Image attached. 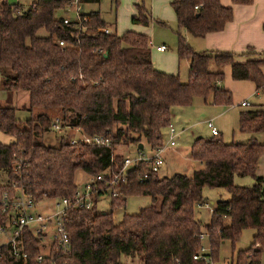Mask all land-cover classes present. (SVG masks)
Returning a JSON list of instances; mask_svg holds the SVG:
<instances>
[{
    "label": "trees",
    "instance_id": "trees-1",
    "mask_svg": "<svg viewBox=\"0 0 264 264\" xmlns=\"http://www.w3.org/2000/svg\"><path fill=\"white\" fill-rule=\"evenodd\" d=\"M62 1L31 0L23 7L0 0V90H24L27 96V115L22 120L15 106L0 105V131L12 137L0 142V168L7 176L0 184V200L12 196L15 187L35 198L69 196L77 186V169L88 174L114 172L128 144L161 145V130L170 122L173 106L189 105L195 96L230 104V90L220 84L225 64L230 65L232 79L251 80L258 88L264 84V57L239 61L248 53L195 50L179 33L183 29L203 36L221 29L232 9L219 0H169L177 27L176 55L188 62L185 81L152 65L146 33L127 29L116 34L97 9L83 13L82 29L66 26L61 16L54 15ZM150 21L143 0L136 2L129 22L147 26ZM101 27L110 30L103 32ZM38 29L44 34H37ZM58 40L65 44L60 46ZM210 62L219 68L208 69ZM53 118L63 126L107 137L109 145L70 142L67 133L57 136L53 144L46 143L43 136ZM237 128L249 134L245 141L225 142L219 132L194 137L189 155L198 166L189 175L161 176L143 162L133 165L126 182L118 186L121 196L109 198L108 210L97 211L93 203L88 209L67 211L68 254L52 251L39 261L34 259L38 245L29 234L25 264H122L124 255L136 257L140 264H206L191 257L200 233H205L208 254L216 260L219 245L224 240L232 245L245 227L253 229L250 245L238 251L233 261L256 264L264 247V179L255 168L264 154V141L254 134L263 129V109L254 105L240 110ZM235 175H250L254 181L238 185L233 182ZM203 186L223 187L229 197L216 200L208 222L200 225L193 207L202 203ZM128 194H147L151 203L136 213L123 212L114 221V207L124 205ZM0 264L20 262L5 257Z\"/></svg>",
    "mask_w": 264,
    "mask_h": 264
},
{
    "label": "rangeland",
    "instance_id": "rangeland-1",
    "mask_svg": "<svg viewBox=\"0 0 264 264\" xmlns=\"http://www.w3.org/2000/svg\"><path fill=\"white\" fill-rule=\"evenodd\" d=\"M140 0H98L87 2L82 4V10L88 11L90 9H97L100 12L101 17L108 24L109 27L114 25L116 34H120L127 29H134L147 34L151 40V61L154 67L157 65L160 68H166L167 70H172V72L178 74V78L181 81L187 79V60L185 58L178 59L176 55V42H177V27L174 14L169 6V0H143V3L150 10L151 21L147 26H142L139 24H131L129 22V16L134 11V4ZM25 7V6H24ZM64 13L62 9H56L54 11L55 17L62 16ZM71 15V13H69ZM179 33L184 37L187 42V38L190 36L185 33L183 29L178 30ZM37 34H44L43 29H38ZM163 44L166 48L163 51H156L154 49L155 45ZM189 44V42H188ZM156 66V67H157ZM155 67V68H156ZM213 62L208 64V69L215 70L218 69ZM158 69V68H157ZM160 70V69H158ZM163 71V70H161ZM171 72V73H172ZM229 76H225L220 83H225L229 80ZM233 83L236 80H231ZM235 88L231 91V102L230 104H218L212 103L210 97L208 96L206 100L201 97L195 96L191 103L186 106H173L171 111L170 121L172 124L180 129L183 126V130L178 137L174 139V145L166 148L163 152L164 162L159 167L157 174L161 176H169L175 172L183 173L189 175L194 167L198 166V163L192 159L189 155V146L194 137L197 136H209L208 128L206 127L205 121L211 120L213 125L216 127L219 135L225 142L230 141H245L249 134L240 132L237 128V114L242 107L238 104L239 100L242 98L243 93L249 88L244 84H235ZM0 93V103L9 104L16 107L18 110L17 116L21 117L27 113L24 109L27 105L26 91H18L16 93ZM249 103H258L264 101V93H259L257 95L253 94L247 100ZM25 117H21L20 120ZM162 142L167 138L166 128H162ZM67 133L70 137H79L80 133L70 130H57L47 131L44 133L43 140L46 143L53 144L56 141V137ZM254 136L258 141H264V130L256 132ZM12 139L11 136L0 132V142H9ZM134 148L133 144H128L127 148L122 149L123 156L128 155L132 152ZM144 150L148 148V145L144 143ZM263 157V156H262ZM259 158L258 171L264 178V161L263 158ZM260 166V168H259ZM85 178V172L77 169L74 174V182L78 187L81 186L82 181ZM7 180L6 171L0 168V184L5 183ZM254 181L253 177L250 175H235L233 177V182L238 185H249ZM201 201L200 205H195L193 207L194 217L202 225L209 220L210 208L205 205L208 203L212 208L215 201L219 199H226L229 197L228 191L223 187H208L203 186L201 188ZM159 197L156 202L158 203ZM46 202L42 199L36 207L35 210L42 211L41 204ZM205 202V203H204ZM151 203L150 196L147 194H128L124 196V205H117L114 207L112 216L114 221L120 219L123 212L136 213L140 208ZM110 200L108 196L100 197L95 205L97 211H106L109 209ZM253 229L250 227L243 228L238 238L231 245L228 240H224L218 247L216 256L217 263L224 264L226 262L233 261L236 258L238 251L245 250L251 241ZM2 235H0V241ZM205 242V240H204ZM258 259L256 264H264V247L260 248ZM122 264H140V261L136 257L122 256Z\"/></svg>",
    "mask_w": 264,
    "mask_h": 264
},
{
    "label": "built area",
    "instance_id": "built-area-1",
    "mask_svg": "<svg viewBox=\"0 0 264 264\" xmlns=\"http://www.w3.org/2000/svg\"><path fill=\"white\" fill-rule=\"evenodd\" d=\"M85 0H63L59 7L63 11L61 16L62 23L69 27H76L77 30L82 29L81 21L86 19L83 15L86 11L82 10V4ZM71 13V15H69ZM103 32H108L109 27H101ZM60 46L65 42L57 41ZM156 50H163L165 46L159 44L155 46ZM100 51V49H97ZM255 95L264 93V84L262 88L256 87ZM242 106H249L247 100L239 101ZM263 109V130H264V101L260 105ZM206 127L210 135L217 134V129L212 121L206 120ZM74 130L80 133L79 137H70V142L80 140L82 142L94 145H109V139L99 134H86L81 132L77 127H67L60 124L57 118H53L50 122L49 131L57 130ZM167 138L161 145L144 150L134 146L132 152L125 155L121 165L117 171L108 172L104 170L96 174L85 173V178L80 187L76 186L75 190L69 196L47 197L42 195L35 198L33 195L26 193L21 187H15L12 196L1 198L0 213L4 214V221L0 223V259L8 257L11 261H19L25 264L29 257L26 248V236L32 235L38 245V253L34 259L40 260L43 256L51 254L52 251L66 255L70 252V241L67 230V211L71 208L88 209L100 197L121 196L119 184L125 183L127 180V170L136 165L138 162L145 163L150 171H158L164 162L163 152L166 148L174 145V139L178 136V131L169 122L166 126ZM145 174L143 175V177ZM77 185V184H76ZM46 202L41 204L42 211L35 210L38 203L42 200ZM205 203V202H204ZM207 207L211 208L208 203ZM211 210V209H210ZM199 242L196 251L192 254V259L204 261L206 264H219L214 260L209 252V246L206 242L205 233L199 234ZM205 240V242H204ZM6 255V256H5ZM224 264H234V261Z\"/></svg>",
    "mask_w": 264,
    "mask_h": 264
},
{
    "label": "crops",
    "instance_id": "crops-1",
    "mask_svg": "<svg viewBox=\"0 0 264 264\" xmlns=\"http://www.w3.org/2000/svg\"><path fill=\"white\" fill-rule=\"evenodd\" d=\"M6 1L18 2L23 7L27 6L31 2V0H6ZM87 2L85 1L84 4ZM219 3L225 6L228 5L231 6L232 9L231 18L227 22H225V24L221 29L208 31L203 36H193L185 31V33L190 36V38L189 37L187 38V43L189 42V45L195 50H226V51H231L233 53H248L247 55L249 56L238 57L237 60L239 61H242L250 56L264 57V0H251V2L247 4L232 3L231 0H219ZM110 28L114 29V25L112 24ZM149 43H150V60H151L152 44L150 38H149ZM155 46L154 49L156 50ZM163 50H156V51H163ZM156 68L163 70L165 72H172V70H167L166 68L164 69L158 66ZM222 71H223V79L227 75L229 76V78H231L229 64L223 65ZM262 74L264 77V66L262 67ZM231 80H235V79L231 78L229 80H226L225 83L223 82L222 84L221 82L220 84L223 87L232 91L236 86L235 84L245 83L247 86H249V88H247V90L243 93V95L241 96L242 98L239 101L243 99L249 100L251 97L253 98V94L255 95L254 90L256 87L251 80L248 79L236 80V82L239 83H233ZM0 93L5 94V91L0 90ZM262 103L263 101L262 102L260 101L258 103H250L249 106H242L238 102L240 106L249 107V108L254 107V105L260 106ZM0 105H4V104L0 103ZM244 109H248V108H242L241 110ZM21 110H24L26 112L25 109H21ZM17 112L18 110H16V115ZM21 117H25V116L22 114ZM21 117L18 116L19 119H21ZM170 123L172 124L171 121ZM174 128L176 131H178V136H179L183 130V126L180 129L176 128L175 126ZM238 141H242V140H238ZM261 157L263 158L261 160L264 161V154H262L259 158ZM258 163L259 160L255 168V173L256 175L262 176L261 172L258 171ZM263 187H264V181H263Z\"/></svg>",
    "mask_w": 264,
    "mask_h": 264
},
{
    "label": "water",
    "instance_id": "water-1",
    "mask_svg": "<svg viewBox=\"0 0 264 264\" xmlns=\"http://www.w3.org/2000/svg\"><path fill=\"white\" fill-rule=\"evenodd\" d=\"M106 54L105 53H103V56H105ZM136 147L138 148V149H140V148H142V144L139 142L137 145H136Z\"/></svg>",
    "mask_w": 264,
    "mask_h": 264
}]
</instances>
